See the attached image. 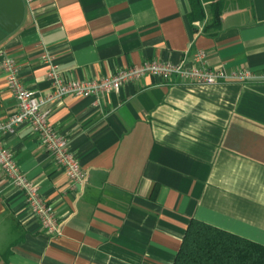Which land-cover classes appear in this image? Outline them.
Returning <instances> with one entry per match:
<instances>
[{"label": "crops", "instance_id": "crops-1", "mask_svg": "<svg viewBox=\"0 0 264 264\" xmlns=\"http://www.w3.org/2000/svg\"><path fill=\"white\" fill-rule=\"evenodd\" d=\"M23 1L0 42V120L16 111L1 54L23 86L50 90L47 56L67 79H99L201 50L211 70L264 72V0H220L221 27L190 23V0ZM8 4H4L7 7ZM88 174L73 185L28 124L2 137L59 234L48 235L0 170V264H173L196 219L264 245V82L200 85L146 75L117 92L46 107Z\"/></svg>", "mask_w": 264, "mask_h": 264}, {"label": "built area", "instance_id": "built-area-1", "mask_svg": "<svg viewBox=\"0 0 264 264\" xmlns=\"http://www.w3.org/2000/svg\"><path fill=\"white\" fill-rule=\"evenodd\" d=\"M31 0H24L29 3ZM1 66L4 70L7 86L16 101V111L5 119L0 120V170L10 183L22 191L28 203L38 216L44 231L51 236L59 234V225L55 219L53 207L45 203L39 194L37 185L27 179L25 173L15 161L12 152L7 150L2 137L13 133L23 124L30 125L38 134L41 144L54 159L72 184L85 186L88 174L80 166L76 157L69 149L68 140L53 129L49 123V112L46 107L57 103L63 97L89 98L117 92L123 85L137 82L146 75H154L163 80L176 79L200 85H214L222 82H264V72L253 73L250 70L226 71L225 69L211 70L204 66L205 53L197 51L191 60L184 59L178 63L163 61H144L118 70L111 75L91 80L64 78L57 66L47 56L43 63L47 67L46 77L50 82V90L43 95L23 86L18 77L17 63L5 53L1 54Z\"/></svg>", "mask_w": 264, "mask_h": 264}, {"label": "trees", "instance_id": "trees-1", "mask_svg": "<svg viewBox=\"0 0 264 264\" xmlns=\"http://www.w3.org/2000/svg\"><path fill=\"white\" fill-rule=\"evenodd\" d=\"M190 23L203 21L200 0H190ZM211 20L204 32L215 35L221 27V2L210 5ZM173 264H264V245L244 239L202 221L191 219ZM5 264V263H4Z\"/></svg>", "mask_w": 264, "mask_h": 264}, {"label": "water", "instance_id": "water-1", "mask_svg": "<svg viewBox=\"0 0 264 264\" xmlns=\"http://www.w3.org/2000/svg\"><path fill=\"white\" fill-rule=\"evenodd\" d=\"M8 4L4 7V4ZM24 15L22 0H0V42L21 23Z\"/></svg>", "mask_w": 264, "mask_h": 264}]
</instances>
